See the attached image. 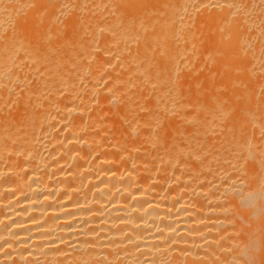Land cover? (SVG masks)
I'll return each instance as SVG.
<instances>
[{"label": "bare ground", "instance_id": "1", "mask_svg": "<svg viewBox=\"0 0 264 264\" xmlns=\"http://www.w3.org/2000/svg\"><path fill=\"white\" fill-rule=\"evenodd\" d=\"M0 264H264V0H0Z\"/></svg>", "mask_w": 264, "mask_h": 264}]
</instances>
